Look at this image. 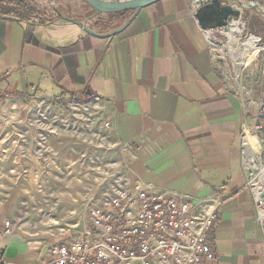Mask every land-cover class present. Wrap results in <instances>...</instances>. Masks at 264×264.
Segmentation results:
<instances>
[{
    "label": "crops",
    "instance_id": "0c3cea01",
    "mask_svg": "<svg viewBox=\"0 0 264 264\" xmlns=\"http://www.w3.org/2000/svg\"><path fill=\"white\" fill-rule=\"evenodd\" d=\"M192 1L161 0L109 39L59 17L41 23L2 16L0 95L88 102L83 106L100 110L129 151L127 187L187 198L200 211L215 207L209 243L217 263L264 264V223L256 219L242 165L261 101L246 104L226 92ZM261 147L258 140L251 149ZM81 235L36 238L17 228L0 235L4 264H50L54 244Z\"/></svg>",
    "mask_w": 264,
    "mask_h": 264
},
{
    "label": "rangeland",
    "instance_id": "374dc122",
    "mask_svg": "<svg viewBox=\"0 0 264 264\" xmlns=\"http://www.w3.org/2000/svg\"><path fill=\"white\" fill-rule=\"evenodd\" d=\"M21 1L34 10L27 20L51 22L58 19L59 12L64 18L88 20V27L99 33L120 27L130 15L93 17L82 0ZM260 7L263 10L247 11L251 13L247 29L261 39L257 47L264 39V5ZM228 36L229 40L214 37L225 45V85L246 104L251 99L264 103L263 52L258 49L253 57L234 61L226 52ZM11 99L0 95V217L14 221L18 229L36 238L57 237L86 226L90 208L108 204L126 188L129 151L100 110L83 106V101L26 103ZM261 165L264 154L256 168Z\"/></svg>",
    "mask_w": 264,
    "mask_h": 264
},
{
    "label": "built area",
    "instance_id": "2783aa9c",
    "mask_svg": "<svg viewBox=\"0 0 264 264\" xmlns=\"http://www.w3.org/2000/svg\"><path fill=\"white\" fill-rule=\"evenodd\" d=\"M227 1L238 15L231 17L226 26L204 32L212 48L214 71L219 74L226 92L236 95L233 88L225 85L222 77L226 73V63L222 56L225 45L214 37L219 35L229 40L228 35L234 26L238 31L239 42L243 43L250 36H255L247 29L251 17L247 11L263 10L260 6L264 5V0ZM191 8L195 14L199 8L198 0L192 1ZM255 37L257 45L261 39ZM240 44L238 46L241 47ZM258 49L263 52L264 60V39ZM259 114L254 117L252 131L262 145L260 152L254 153L256 165L260 164L264 154V123L259 120ZM248 155L245 144L242 153L243 170L255 203L256 219L263 224L264 216L261 213L264 210V191L256 188V185L264 187V175H260L263 165L259 169L252 167ZM203 209L198 210L197 204H192L187 198L153 192L148 187L126 186L108 204L89 209L87 225L75 227L81 236L58 242L51 247L50 264H218L209 243V231L217 221L216 209L208 204ZM16 229L17 223L14 221L0 219V235L10 237ZM0 264H4L2 248Z\"/></svg>",
    "mask_w": 264,
    "mask_h": 264
},
{
    "label": "water",
    "instance_id": "95a60500",
    "mask_svg": "<svg viewBox=\"0 0 264 264\" xmlns=\"http://www.w3.org/2000/svg\"><path fill=\"white\" fill-rule=\"evenodd\" d=\"M51 2L52 0H46ZM88 5L92 12L93 17L99 15H113L118 13L128 12L130 17L118 28L107 33H99L90 29L87 25L88 20L80 22L74 18H64L59 12L57 15L62 20H65L75 26L79 27L84 33L92 35L99 39H109L120 34L126 29L138 13L161 0H82ZM199 8L194 14V18L198 26L202 30L219 29L226 26L231 17L238 15L237 11H233L228 5L227 0H198ZM90 92L87 91V95ZM259 120L264 123V103L260 105ZM259 124V122H257Z\"/></svg>",
    "mask_w": 264,
    "mask_h": 264
},
{
    "label": "bare ground",
    "instance_id": "6f19581e",
    "mask_svg": "<svg viewBox=\"0 0 264 264\" xmlns=\"http://www.w3.org/2000/svg\"><path fill=\"white\" fill-rule=\"evenodd\" d=\"M237 33H238L237 28H236V26H234L231 30V33H230V42L226 46V51L229 53V55L231 56V58L234 61H236L239 58H242V59L246 58L247 59V58L253 57V55L256 54L258 51V47L255 45V42H254V37L250 36V38H248L247 41H245L243 43L240 42L241 43L240 44L238 42V39H237ZM255 41H257V39ZM238 44L241 45V48H239V49H238ZM220 51H221V49H220ZM247 139H248V142L251 145V147H253L255 149L256 144L258 143V138L253 136V134L252 135L248 134ZM247 139H246L245 144H246V147L248 148V152H249L248 161H251V163H252L251 166L255 168L257 161H256V159H254V153H257V152H254L251 149V147H249V145L247 144ZM259 143H260V141H259ZM263 169H264V166H262L260 169L261 177H263V175H264ZM256 188H257V190L264 191V187H260L259 185H256ZM261 214L264 216V210L262 211Z\"/></svg>",
    "mask_w": 264,
    "mask_h": 264
},
{
    "label": "trees",
    "instance_id": "16d2710c",
    "mask_svg": "<svg viewBox=\"0 0 264 264\" xmlns=\"http://www.w3.org/2000/svg\"><path fill=\"white\" fill-rule=\"evenodd\" d=\"M32 12H34V10L30 7H27L24 1L0 0V16L15 14L19 18V20H25L29 14H32ZM82 104L85 105L88 104V102H84Z\"/></svg>",
    "mask_w": 264,
    "mask_h": 264
}]
</instances>
